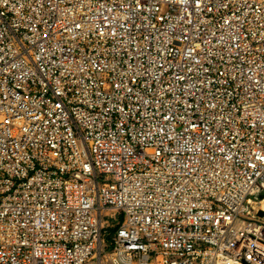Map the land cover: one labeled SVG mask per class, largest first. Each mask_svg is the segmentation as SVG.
Here are the masks:
<instances>
[{
  "label": "built area",
  "instance_id": "built-area-1",
  "mask_svg": "<svg viewBox=\"0 0 264 264\" xmlns=\"http://www.w3.org/2000/svg\"><path fill=\"white\" fill-rule=\"evenodd\" d=\"M261 211L264 0H0V264H264Z\"/></svg>",
  "mask_w": 264,
  "mask_h": 264
},
{
  "label": "water",
  "instance_id": "water-1",
  "mask_svg": "<svg viewBox=\"0 0 264 264\" xmlns=\"http://www.w3.org/2000/svg\"><path fill=\"white\" fill-rule=\"evenodd\" d=\"M261 197H262V196H261ZM261 214H264V212L261 211ZM249 235H250V234H249ZM251 236H252V235H251ZM252 237H254V236H252ZM254 238H256V237H254ZM256 239H258V238H256ZM258 240H260V239H258ZM260 241H262V240H260ZM262 242H264V241H262ZM241 260H243V264H251V263L246 262L244 258H242Z\"/></svg>",
  "mask_w": 264,
  "mask_h": 264
},
{
  "label": "trees",
  "instance_id": "trees-1",
  "mask_svg": "<svg viewBox=\"0 0 264 264\" xmlns=\"http://www.w3.org/2000/svg\"><path fill=\"white\" fill-rule=\"evenodd\" d=\"M123 219V217L122 216H120V220H122ZM113 233V230L111 231V234Z\"/></svg>",
  "mask_w": 264,
  "mask_h": 264
}]
</instances>
